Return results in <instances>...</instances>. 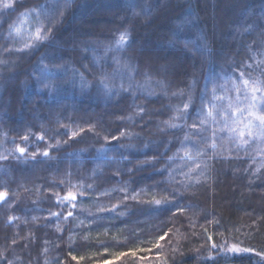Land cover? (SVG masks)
Instances as JSON below:
<instances>
[{"label":"trees","instance_id":"1","mask_svg":"<svg viewBox=\"0 0 264 264\" xmlns=\"http://www.w3.org/2000/svg\"><path fill=\"white\" fill-rule=\"evenodd\" d=\"M263 55L264 0H0V264H264V153L212 120Z\"/></svg>","mask_w":264,"mask_h":264},{"label":"rangeland","instance_id":"2","mask_svg":"<svg viewBox=\"0 0 264 264\" xmlns=\"http://www.w3.org/2000/svg\"><path fill=\"white\" fill-rule=\"evenodd\" d=\"M39 30V36H43L42 31L40 29V21L37 18V15L27 12V14L20 16L18 19V23L12 29L13 32L19 35H23L26 37H32L37 39V32ZM264 61V55H263ZM236 82H234L230 86H234ZM245 86V84H244ZM251 85H249L250 87ZM261 87L264 88V85L261 84ZM231 88L221 89L216 95V102L219 104H215L213 107L212 120L219 127V131L221 134L226 135V139L222 143L225 145L231 141L233 143L232 148H239L243 152H261L264 153V136L256 135L258 132L259 122L255 121L253 117L248 115L247 106L250 103L251 92L248 90V87H244L241 89V93L237 91V87L234 86V90L231 91ZM255 95L259 98L262 96L261 92H256ZM223 97V99H218ZM239 97V99H237ZM258 105L259 112L264 113V102L261 100L255 101ZM229 104L232 105V108H229ZM236 107H240L245 109L243 113H235L233 114V110ZM248 120H253V123L257 125L251 129L253 135H249V130L245 128V124ZM243 132V136L240 133ZM229 137V138H227ZM229 140V141H228ZM233 246L228 248L227 252L242 254L248 252H234L230 251Z\"/></svg>","mask_w":264,"mask_h":264},{"label":"snow or ice","instance_id":"3","mask_svg":"<svg viewBox=\"0 0 264 264\" xmlns=\"http://www.w3.org/2000/svg\"><path fill=\"white\" fill-rule=\"evenodd\" d=\"M3 7L9 8V7H11V3H5L3 5ZM39 38H40V36H39V30H38L37 39H39ZM125 39H126L125 34H121L119 42H123V41H125ZM241 75H243V74H241ZM243 83L245 84L246 87H248V90L251 92L250 103L247 106L248 115L253 117V119L255 121L259 122L258 132L256 133V135L264 136V113L259 112L258 105H257V103H255V101H257L258 99L261 100L262 102H264V88L261 87L262 82L258 79L255 81H252L250 87H249L250 82L248 80H244ZM256 92H261L262 96L258 98L255 95ZM218 99H223V97H220ZM237 99H239V97H237ZM185 107H187V105H185ZM229 108H232L231 104H229ZM244 111H245V109L240 108V107H236L233 110V114L235 115V113H243ZM209 115H211V113H209ZM244 126H245V128H247L249 130V133H248L249 135H253V132L251 131V129L254 127H257V125H255L253 123V120H248ZM243 134H244L243 132L240 133L241 136H243ZM20 151L23 152L24 150L20 149ZM69 195L71 196L72 199H75V196H72L71 194H69ZM3 198H4L3 194H0V200H2ZM157 203H159V201H157ZM213 246H215V245H213ZM230 251L249 252L252 250L251 249H240L236 246H233L232 249H230ZM258 255H264V254L258 253Z\"/></svg>","mask_w":264,"mask_h":264}]
</instances>
